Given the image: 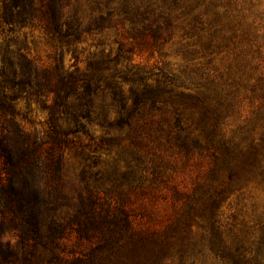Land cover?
<instances>
[{
    "label": "trees",
    "instance_id": "16d2710c",
    "mask_svg": "<svg viewBox=\"0 0 264 264\" xmlns=\"http://www.w3.org/2000/svg\"><path fill=\"white\" fill-rule=\"evenodd\" d=\"M164 1L92 0L91 12L79 16L68 10L72 0H0V264H203L206 253L219 264H264V226L254 237L224 225L219 211L234 186L254 184L264 195V137L234 155L233 138L205 122L202 94L178 92L193 77L166 73L151 57L133 59L158 52L171 35L173 11ZM26 29L45 37L51 66L19 43ZM110 30L116 49L106 51L99 40L81 59L84 37ZM20 102L35 103L46 115L38 129L22 125ZM197 116L205 123L196 134ZM81 122L125 130L113 143L126 145L129 157L135 150L139 164L144 158L136 146L164 142L208 157V175L224 172L228 183L192 192L175 223L158 227L145 206L112 205L88 186L71 193L64 154ZM124 168L136 173L131 162Z\"/></svg>",
    "mask_w": 264,
    "mask_h": 264
},
{
    "label": "rangeland",
    "instance_id": "374dc122",
    "mask_svg": "<svg viewBox=\"0 0 264 264\" xmlns=\"http://www.w3.org/2000/svg\"><path fill=\"white\" fill-rule=\"evenodd\" d=\"M91 1L72 0L68 10L79 16L88 15ZM157 1L162 4V0ZM164 2L173 11L171 35L158 52L153 55L146 52L133 59L138 63L151 57L150 63L156 62L166 73L193 77L191 82H185L189 89L180 88L178 92L199 91L203 100L199 108L206 116L205 122L217 124L218 133L233 138L234 155L245 152L264 137V0ZM20 34L19 43L26 46L28 55L44 66H51L53 50L42 33L26 29ZM114 39L112 30L85 36L78 46L79 51L84 50L81 59L95 50L93 46L99 40L104 42L106 51L115 50ZM64 63L66 67L73 64L71 54L64 55ZM18 108L22 125L30 130L38 129L46 120L35 103L20 102ZM199 120L197 116L191 124L192 129H197L196 134L205 123ZM125 134V130L104 131L96 124L81 122L67 136L63 177L71 193L75 190L85 193L88 186L94 196L112 205L145 206L156 215L153 220L158 227L175 223V213L186 205L192 192L205 191V186L219 190L228 183L224 172L208 175V157L186 155L164 142L136 146L144 158L139 164L133 147L130 151L134 153L129 157V151L124 152L128 149L126 145L113 143L115 137ZM127 162L136 167L133 176L125 171ZM141 175L145 182L139 181ZM219 211L224 225L258 237L260 227L264 226L262 190L254 184L229 188ZM5 240L15 243L10 237ZM199 261L219 264L209 253Z\"/></svg>",
    "mask_w": 264,
    "mask_h": 264
}]
</instances>
